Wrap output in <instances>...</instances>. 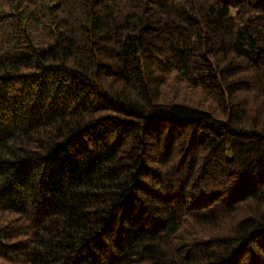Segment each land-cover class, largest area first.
I'll return each instance as SVG.
<instances>
[{"label": "trees", "instance_id": "1", "mask_svg": "<svg viewBox=\"0 0 264 264\" xmlns=\"http://www.w3.org/2000/svg\"><path fill=\"white\" fill-rule=\"evenodd\" d=\"M0 264H264V0H0Z\"/></svg>", "mask_w": 264, "mask_h": 264}, {"label": "rangeland", "instance_id": "2", "mask_svg": "<svg viewBox=\"0 0 264 264\" xmlns=\"http://www.w3.org/2000/svg\"><path fill=\"white\" fill-rule=\"evenodd\" d=\"M187 94H190V95H192V94H191V93H189V92H188ZM193 96H195V95L193 94ZM202 104H203V106H204V105H206L207 103H206L205 101H203V100H202Z\"/></svg>", "mask_w": 264, "mask_h": 264}]
</instances>
